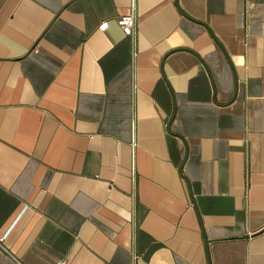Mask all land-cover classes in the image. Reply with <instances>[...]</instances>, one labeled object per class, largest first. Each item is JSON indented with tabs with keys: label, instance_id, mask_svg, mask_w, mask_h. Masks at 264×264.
I'll list each match as a JSON object with an SVG mask.
<instances>
[{
	"label": "crops",
	"instance_id": "obj_1",
	"mask_svg": "<svg viewBox=\"0 0 264 264\" xmlns=\"http://www.w3.org/2000/svg\"><path fill=\"white\" fill-rule=\"evenodd\" d=\"M0 264H264V0H0Z\"/></svg>",
	"mask_w": 264,
	"mask_h": 264
},
{
	"label": "built area",
	"instance_id": "obj_2",
	"mask_svg": "<svg viewBox=\"0 0 264 264\" xmlns=\"http://www.w3.org/2000/svg\"><path fill=\"white\" fill-rule=\"evenodd\" d=\"M116 24L120 28L124 36H132L134 31V14L133 12L120 16L116 19ZM106 28V23H101L98 25L97 30L103 31Z\"/></svg>",
	"mask_w": 264,
	"mask_h": 264
}]
</instances>
